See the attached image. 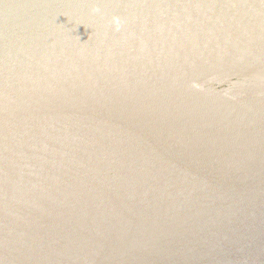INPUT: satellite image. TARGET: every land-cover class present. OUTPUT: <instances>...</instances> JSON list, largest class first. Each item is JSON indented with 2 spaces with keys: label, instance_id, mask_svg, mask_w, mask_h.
Here are the masks:
<instances>
[{
  "label": "water",
  "instance_id": "1",
  "mask_svg": "<svg viewBox=\"0 0 264 264\" xmlns=\"http://www.w3.org/2000/svg\"><path fill=\"white\" fill-rule=\"evenodd\" d=\"M263 67L264 0H0V264L97 227L138 247L103 264H264V103H237L264 91L206 81ZM71 125L129 132L200 187L155 231L140 186L55 219L28 177Z\"/></svg>",
  "mask_w": 264,
  "mask_h": 264
},
{
  "label": "bare ground",
  "instance_id": "2",
  "mask_svg": "<svg viewBox=\"0 0 264 264\" xmlns=\"http://www.w3.org/2000/svg\"><path fill=\"white\" fill-rule=\"evenodd\" d=\"M264 69V67H263ZM238 102H241V103H245V102H259V103H264V93L262 95H259V96H255V97H250V98H247V99H242L240 101H237ZM95 125H93L94 127ZM97 126V125H96ZM98 127H100L101 129L98 130V133H99V136L97 139H93V138H90V141L94 144L98 143L100 145L103 146V148H106V145L108 146V150H110L112 153H115L116 157L119 159V161H116V163H119L117 164L118 166H116V170H118V177H119V182L117 183L116 187L114 186H110L111 188H107L106 185L103 184L101 185L100 182H88L90 181L89 180H86V176H87V173L86 176L85 174H82L83 176H78L76 178H81L83 180H85L87 183H83L84 186L82 187H86L87 186V190L89 189H92L91 187H94L93 189L97 191V193L100 191L101 193L100 194H96L98 195L97 197L100 198V196L104 193L102 192H105V194H110L112 193L111 196H114V195H117L116 197L119 198H123L125 196V194H129L130 191L133 192V190H138V187L137 186H140L141 187V190L143 192V196L145 197V199L149 200V202L151 201V203H153L156 199L159 200V203H158V206H159V212L162 213V214H165V217L168 215V217L171 215V213L175 210V209H180L182 206L186 205L189 203V201L193 198V194L196 193L200 187V184L195 181V180H192L190 177L188 176H185V175H182L181 173L175 171L174 169H172L168 164H166L165 162H163L161 159H159L158 157H156L155 155H153L148 149H146L145 147H143L142 144H140L138 141H136L134 139V137L129 133V132H126V131H123V130H120V129H115V128H112L111 126H102V125H99ZM84 128H87L85 126L83 127H77L76 125H71V126H67L65 128H63V130H60V133L61 135L57 136L56 138H54L53 142L52 143H57L59 144L60 142H66L68 145L70 143H72L73 141H76L78 143V145L82 142L81 140V137L80 135L81 134H84L83 132L80 133V131H82ZM41 129V128H40ZM54 130V129H58L56 127H50L48 129H43V130H46V131H50V130ZM37 130V129H35ZM86 133V131H85ZM84 136V135H83ZM40 140V139H39ZM76 142H74V144H76ZM56 144V145H57ZM73 144V143H72ZM71 144V145H72ZM64 145V144H63ZM66 146V145H65ZM86 146V145H85ZM84 146V148H85ZM92 146V145H91ZM95 146V145H94ZM64 147V146H63ZM80 147V145L78 146ZM46 148V146H45ZM44 148V149H45ZM53 149L50 150L49 149V152L46 148V150L44 151H47L48 154L46 155L47 157H45L46 161H47V165H57L56 166V170H55V167H54V170L56 171L55 176H57V180H58V184H59V188H62V187H65V185L69 184V183H66L65 181L62 180V176H68V178L70 177L71 179L73 178V176L71 177L69 174L70 172H72V170L70 172H68L67 170L66 171H63L62 169L64 168L63 165L62 167L61 166H58L57 162H59V158L56 157L55 155L57 153H60V155H69V150H67V148H62V145H58V146H53L52 147ZM69 148H70V145H69ZM101 149V148H100ZM41 150V149H40ZM43 150V149H42ZM76 150V149H75ZM85 150V149H84ZM83 148H82V153H83V156H84V153L87 152V155L89 152H91V150L88 148L87 150H85L84 152ZM98 150V149H97ZM105 150V149H104ZM79 151V150H78ZM40 152V151H38ZM37 152V149L35 150V153H38ZM42 152V151H41ZM71 152V151H70ZM80 152V151H79ZM79 152H76L78 154L76 155H79ZM93 152V151H92ZM92 152L89 154L91 156L92 155ZM96 152V150H95ZM103 152V151H101ZM81 153V155H82ZM108 153V152H107ZM46 154V153H45ZM44 154V156H45ZM94 154V153H93ZM39 155V154H38ZM40 155H42L40 153ZM39 157H42L40 156ZM58 155V156H60ZM72 155V154H71ZM87 155H86V158H87ZM99 155V154H98ZM43 156V157H44ZM50 158H49V157ZM54 156H55V159H54ZM81 156V157H83ZM42 157V158H43ZM62 157V156H61ZM60 157V158H61ZM75 157V156H74ZM79 157V156H78ZM80 157V158H81ZM49 158V159H48ZM58 158V159H57ZM68 158V157H66ZM71 158V157H70ZM93 158V157H91ZM90 158V159H91ZM96 158V157H94ZM100 158V157H99ZM102 158V157H101ZM48 159V160H47ZM84 159V158H82ZM44 160V161H45ZM68 160V159H67ZM116 160V159H115ZM43 159H41V163L42 164L43 162ZM46 161L44 163H46ZM70 161V160H69ZM88 161H91V160H88ZM102 161V160H101ZM76 161L72 159V162L70 163V165L72 166H75V167H79L76 171H78L81 167H80V163L81 162H78V164H74ZM87 162V161H86ZM63 163V162H62ZM66 163H68L66 161ZM66 163H63V164H66ZM106 163V162H105ZM114 163V164H116ZM61 164V163H60ZM100 164V163H99ZM37 165V164H36ZM83 166V164H81ZM88 165V164H87ZM40 166V165H39ZM38 166V167H39ZM65 166V165H64ZM101 166V165H100ZM103 166V165H102ZM73 167V168H75ZM84 167V166H83ZM90 167V166H89ZM95 167H98V166H95ZM44 169L47 168L46 172H49L50 174V171L52 167L50 166H46V167H43ZM42 168V169H43ZM67 168V167H66ZM114 168V167H113ZM37 169V168H36ZM65 169V168H64ZM85 169V167L83 168ZM81 168V170L79 171L80 173L84 172L82 171L83 170ZM38 170V169H37ZM50 170V171H49ZM53 170V169H52ZM86 170V169H85ZM113 170V169H112ZM115 170V169H114ZM113 170V171H114ZM115 170V171H116ZM44 171V170H43ZM54 171V172H55ZM32 172V171H31ZM35 171L33 170V173ZM38 172V171H37ZM45 172V171H44ZM75 172V170H74ZM117 173V172H116ZM35 174V173H34ZM60 176H59V175ZM115 174V173H114ZM51 177H53V173H51ZM80 175V174H79ZM103 175V174H102ZM74 176H77L76 173L74 174ZM112 176H116L115 175H112ZM85 177V178H84ZM117 177V176H116ZM115 177V178H116ZM42 178V177H41ZM40 178V179H41ZM54 178V177H53ZM65 178V177H64ZM67 179V180H70ZM90 178V177H89ZM103 178V177H102ZM105 180H108L107 178H104ZM110 179V178H109ZM42 180V179H41ZM40 180V181H41ZM49 180V179H48ZM66 180V178H65ZM113 180V179H112ZM118 181V179H115ZM51 181V180H50ZM80 181V180H79ZM33 182V181H32ZM53 182V181H52ZM71 182V181H70ZM75 182V181H74ZM54 183V182H53ZM109 183V181H108ZM73 184V182H72ZM71 186H76V187H79L78 184L81 186V182H77L76 184H73ZM113 185V184H112ZM68 186V185H67ZM70 186V184H69ZM74 186V187H75ZM57 187V186H56ZM55 187V189H56ZM73 188V187H72ZM113 188V189H112ZM47 190V189H46ZM52 190V188H51ZM57 190V189H56ZM61 189H59L60 191ZM64 190V189H63ZM62 190V191H63ZM69 190V188H68ZM86 190V188H85ZM83 191L86 193V191ZM31 191V190H30ZM30 191H26L23 189V192L24 193H27L29 195V197H31V192ZM58 191V190H57ZM62 191H60L61 193H63ZM66 191V190H65ZM70 191V190H69ZM91 191V190H90ZM96 191L94 193H96ZM54 192V191H53ZM52 192V193H53ZM82 192V194H83ZM93 192V191H91ZM59 193V192H57ZM60 193V194H61ZM84 193V194H85ZM124 193V194H123ZM131 193V192H130ZM26 194V195H27ZM55 194V192H54ZM76 194V193H75ZM88 194V193H87ZM104 194V195H105ZM61 196V195H59ZM79 196V195H78ZM84 196V195H83ZM82 196V197H83ZM90 196V194L88 195ZM53 197V196H52ZM65 197V196H64ZM81 196H79L80 198ZM107 197V195H106ZM105 197V198H106ZM115 197V198H116ZM157 197V198H156ZM85 198V197H84ZM92 198V197H91ZM102 199H105L104 197H101ZM110 198V197H109ZM114 198V197H113ZM74 199V200H73ZM76 198L75 197H70L69 199H66V200H63V199H59L60 201H57V204L55 206H57V208L60 210V213L59 214H54V218L57 219V218H62L63 216L66 215V211L68 210V207L71 206L73 208H75V210H78V209H81L82 207V203H80V201H76L75 200ZM87 199V198H86ZM83 201V200H82ZM85 201V200H84ZM95 201V200H93ZM51 204V203H50ZM63 204H67L69 206H65V207H61V206H58V205H63ZM155 204V203H154ZM149 205H143V207H141L140 211L142 214H145L144 210H146L148 208ZM149 210V208H148ZM151 211V210H150ZM150 215V214H149ZM153 214H151L152 216ZM149 218V216H148ZM163 218V219H164ZM162 217L159 219L160 223L162 222ZM150 221V224H151V231H155L158 227V225L160 223H156L154 221L153 218H151ZM152 221V222H151ZM154 226V230H152ZM157 227V228H156ZM105 228H101V227H97V228H94L93 230L91 231H87L85 233H80V234H76V236H74V238H78V240L80 238V241L83 242L84 244V241H85V236L88 237V240H86L87 242H90L92 243L93 240L91 239L92 236H97L96 234H99L100 236L101 235H104L105 233ZM88 234V235H87ZM90 235V236H89ZM92 235V236H91ZM105 236V235H104ZM108 238V236H106ZM111 237V236H110ZM97 238V237H96ZM71 239V238H70ZM108 240V239H107ZM79 241V242H80ZM106 242V241H105ZM108 242V241H107ZM113 242V241H112ZM82 244V243H81ZM113 244V243H112ZM115 244V242H114ZM119 244H121L119 242ZM99 245V244H98ZM115 246V245H114ZM113 246V247H114ZM121 246V245H120ZM64 246H62L63 248ZM66 247V246H65ZM64 247V249H65ZM71 248H74V242L72 243V245L70 246ZM109 247V246H108ZM116 247H118L116 245ZM45 248H48L47 246ZM98 248V246H97ZM111 248V247H109ZM138 247H136L135 249H133V251L131 253H128L127 250L125 251H119V253H116L118 252L116 249V252L114 254H112V250L108 251L106 248L107 251H103L101 252L102 253V256L100 255H96V254H86L84 255L85 257V261L84 259H82L80 256H77V255H73V256H76L74 257L76 260H74V263L75 264H103L105 261H108V260H123V259H126L128 258V256H130L132 253L136 252ZM50 252H51V249L50 248ZM47 249V251L49 250ZM56 250H58V247L55 248ZM61 252H63V250ZM114 249V250H115ZM122 249V248H120ZM46 250V249H45ZM61 250V249H60ZM59 250V251H60ZM66 250V249H65ZM92 250H90L91 252ZM98 251V250H97ZM53 252V251H52ZM61 252L59 254H61ZM47 253V252H46ZM45 253V255H47ZM65 253V251H64ZM94 253V252H93ZM97 253V252H96ZM52 254V253H50ZM58 253L56 252L55 255H57ZM44 255V256H45ZM54 255V257H55ZM65 254H63L62 257H64ZM47 257V256H46ZM60 257V256H59ZM61 258V257H60ZM68 259V255L66 257ZM65 259V260H67ZM70 259V258H69ZM38 260V259H37ZM68 261V260H67ZM70 261V260H69ZM68 261V262H69ZM49 262V261H48ZM65 262V261H64ZM68 262H66L67 264H69ZM65 263V264H66ZM71 263V262H70ZM72 262V264H74ZM64 264V263H63Z\"/></svg>",
  "mask_w": 264,
  "mask_h": 264
},
{
  "label": "rangeland",
  "instance_id": "3",
  "mask_svg": "<svg viewBox=\"0 0 264 264\" xmlns=\"http://www.w3.org/2000/svg\"><path fill=\"white\" fill-rule=\"evenodd\" d=\"M235 79H237V80H241V82H239V83H237V84H235L234 86H229V87H225V91H224V93H225V95H223V94H219V96H218V98L219 99H222V100H227V96L228 95H230V94H233V93H236V94H239V95H247V94H250V93H255V92H258V91H264V72H261V71H250V72H244V73H239V74H235V75H230V76H227V77H214V78H211V79H208V80H206L207 82H223V81H227V80H235ZM99 129H101L100 127H98V126H88L87 128H84L82 131H80V133H82L83 131V133L84 134H81L80 135V137H81V143L79 144L80 145V147H78L79 145H78V143L76 142V141H73L72 143H70L69 145H70V148H69V145L66 143V142H60L59 144L60 145H62V148H67V150H69V155H65V154H63V155H60V153H57L55 156L56 157H58L59 158V162H57V164H58V166H61L62 167V165H63V167L65 168H63L62 170L63 171H68V172H70L71 170H72V172H70V176L72 175L73 176V178L71 179L70 177V180H67V179H69L68 178V176L66 177V176H62V180L63 181H65L66 183H69L70 184V186H69V184H67V185H65V187H62V188H59L58 186H59V184H58V180H57V176H55V175H57V174H55L56 173V166L57 165H47V161L45 160L46 158L45 157H47L46 155L48 154V152H49V149L50 150H52L53 148V146H58L59 144H57V143H52L50 146H47L46 148H47V150H48V152L47 151H44V150H46V148H45V146L43 147V146H41V147H39V149H37V152L38 151H40V152H38V153H36V155H37V157H38V159L40 160V163H41V159H43V163L42 164H40L39 163V167L37 166L36 168L38 169H35L34 171V173H33V171L32 172H30V174H29V177H28V179H31L33 182V184L34 185H36L40 190H48L49 191V193L53 196L52 198H53V200H55L56 202L57 201H60L59 199H63V200H66V199H69L70 197H75L76 199V201H80V203L81 202H83L84 200L86 201V202H95V201H99V200H104V199H102L101 197H106V195H107V197L109 198V197H111V198H115L117 195H114V196H111L112 195V193H110V194H105V192H102V193H104V194H102L101 196H100V198L99 197H97L98 195H96V194H100L101 192L99 191L98 193H97V191L96 190H94L93 188L94 187H91L92 189H90L91 191H93V192H91L89 189L87 190V186L86 187H82V186H84L85 185V183H87L85 180H83V179H81V178H76V177H78V176H83L82 174H85V173H87V176H86V174H85V176H86V180H89L90 179V181H88V182H100L101 183V185L103 184V182H104V184L106 185V187L107 188H111L112 186H114V187H116V185H117V183L119 182V177H118V170H116V166H118L117 164H119V163H116V161H119V159L116 157V155H115V153H112L110 150H108L107 148H108V146L106 145V148H103V146L102 145H100V144H98V143H96V144H94L93 145V143L90 141V138H93V139H97L98 137H100L99 136V133H98V130ZM85 131H86V133H85ZM84 135V136H83ZM74 142H76V144H74ZM57 144V145H56ZM64 144V145H63ZM72 144V145H71ZM66 145V146H65ZM86 145V146H85ZM92 145V146H91ZM64 146V147H63ZM84 146H85V148H84ZM45 148V149H44ZM82 148H83V150L85 149V150H87L88 148L91 150V152H92V155L93 156H91V155H89L91 152H89L88 153V155H87V152L86 153H84V156H83V151H82ZM101 148V149H100ZM41 149V150H40ZM43 149V150H42ZM76 149V150H75ZM98 149V150H97ZM105 149V150H104ZM80 152H79V151ZM85 150H84V152H85ZM95 150H96V152H95ZM42 151V152H41ZM71 151V152H70ZM101 151H103V152H101ZM76 152H79V155H76V154H78V153H76ZM108 152V153H107ZM40 153L42 154V155H40ZM46 153V154H45ZM81 153H82V155H81ZM94 153V154H93ZM40 156H44V154H45V156L42 158V157H39V155ZM72 154V155H71ZM99 154V155H98ZM58 155H60V156H58ZM86 155H87V158H86ZM55 156H54V159H55ZM62 156V157H61ZM75 156V157H74ZM79 156V157H78ZM81 156H83V157H81ZM49 157V156H48ZM61 157V158H60ZM66 157H68V158H66ZM71 157V158H70ZM81 157V158H80ZM91 157H93V158H91ZM94 157H96V158H94ZM100 157V158H99ZM102 157V158H101ZM50 158V157H49ZM48 158V159H49ZM57 158V159H58ZM82 158H84V159H82ZM91 158V159H90ZM47 159V160H48ZM68 159V160H67ZM72 159L73 160H75L76 162L74 163L75 165L76 164H78V162H81L80 163V167L83 169L84 167H85V169H83L82 171H84V172H82V173H80L79 171L81 170V168L78 170V171H76L79 167H75V166H72V165H70V163L72 162ZM116 159V160H115ZM46 161V163H44L45 161ZM70 160V161H69ZM88 160H91V161H88ZM102 160V161H101ZM66 161L68 162V163H66ZM87 161V162H86ZM107 161H108V164H107ZM66 163V164H63V163ZM70 162V163H69ZM106 162V163H105ZM61 163V164H60ZM100 163V164H99ZM114 163H116V164H114ZM81 164H83V166L81 165ZM88 164V165H87ZM65 165V166H64ZM101 165V166H100ZM103 165V166H102ZM116 165V166H115ZM46 166H50V167H52V168H50L51 169V171H50V174H49V172H46V170H47V168H43V167H46ZM90 166V167H89ZM95 166H98V167H95ZM54 167H55V170H54ZM67 167V168H66ZM73 167H75V168H73ZM114 167V168H113ZM43 168V169H42ZM53 169V170H52ZM114 171H113V170ZM45 172H44V171ZM74 170H75V172H74ZM38 171V172H37ZM55 171V172H54ZM117 172V173H116ZM51 173H53V177H51L52 175H51ZM76 173V175L77 176H74V174ZM116 174V176H112V175H115ZM80 174V175H79ZM103 174V175H102ZM59 175V174H58ZM60 176V175H59ZM71 176V177H72ZM42 177V178H41ZM66 178V180H65V178ZM90 177V178H89ZM103 177V178H102ZM116 177V178H115ZM42 180H41V179ZM85 178V177H84ZM104 178H107L108 180H105ZM110 178V179H109ZM49 179V180H48ZM113 179V180H112ZM115 179H118V181L117 180H115ZM41 180V181H40ZM51 180V181H50ZM80 180V181H79ZM54 183H53V182ZM71 181V182H70ZM75 181V182H74ZM108 181H109V183H108ZM72 182H73V184H76L77 182L79 183V182H81V186L78 184V186L79 187H76L75 185V187L74 186H71V184H72ZM83 183H84V185H83ZM72 184V185H73ZM113 184V185H112ZM77 185V184H76ZM57 186V187H56ZM111 186V187H110ZM27 186H22V188L24 189V190H26V191H30L29 189H27L26 188ZM55 187H56V189L58 190H56L55 189ZM73 187V188H72ZM51 188H52V190H51ZM68 188H69V190H68ZM85 188H86V190H85ZM59 189H61L60 191H62L63 189V193H61L60 191H59ZM113 189V188H112ZM66 190V191H65ZM86 191V193L85 192H83V191ZM55 192V194H54V192ZM96 191V193H94ZM31 192V197H32V195H33V193H32V191H30ZM53 192V193H52ZM57 192H59V193H57ZM82 192H83V194H82ZM61 193V194H60ZM76 193V194H75ZM85 193V194H84ZM88 193V194H87ZM23 194H27V193H24L23 192ZM90 194V196H88ZM124 194V193H123ZM59 195H61V196H59ZM81 196L80 198H79V196ZM84 195V196H83ZM27 196V195H26ZM65 196V197H64ZM83 196V197H82ZM143 196V195H142ZM85 197V198H84ZM92 197V198H91ZM87 198V199H86ZM116 198H118V197H116ZM157 198V197H156ZM49 201L51 200V199H48ZM74 200V199H73ZM83 200V201H82ZM93 200H95V201H93ZM49 203H51L50 205H46V203L44 204L43 202H41V201H39L38 200V203L37 202H35V204H37V205H40V206H43V210H45V211H49V212H53V214H59L60 213V210L57 208V207H54V203H52L51 201L49 202ZM155 203V204H154ZM158 203H159V200H157L156 201V199H155V201L153 202V203H151V207L150 206H148V208H149V210H148V208L146 209V210H144V212H145V214H143V215H145V217L148 219V220H150L151 218H153L154 219V221L157 223H160V221H159V219L162 217V219L165 217V214H162V213H160L159 212V206H158ZM151 210V211H150ZM150 214V215H149ZM151 214H153L152 216H151ZM148 216H149V218H148ZM105 231V233H104V235H99V234H96L97 236H92L91 237V239L93 240V242L92 243H90V242H87L86 240H88V237H84L85 238V241H84V244H83V242H81L80 241V239L78 240V238H72V239H69L67 242H69V243H67L64 247H65V249H64V247L62 248V247H59L58 248V250H56V249H51V252H50V249H49V247L48 248H44L43 250H39V251H41V252H39L38 251V253H40L39 255H37L33 260H31V261H29V263H27V264H65L66 262H68L69 260V264H72V262L74 263V260H76L74 257H76V256H73V255H77V256H80L82 259H84V261H85V257H84V255L87 253H89V254H96L97 256L98 255H100V256H102V253L101 252H103V251H111L112 252V254H114L115 252H116V249H118L117 251L118 252H116V253H119V251L121 252V249L120 248H122L123 249V244L121 243V241L118 239V237H117V235L115 234V233H113V232H110L109 230H104ZM88 235V234H87ZM90 236V235H89ZM106 236H108V238L106 237ZM111 236V237H110ZM97 237V238H96ZM108 239V240H107ZM80 241V242H79ZM106 241V242H105ZM108 241V242H107ZM113 241V242H112ZM74 242V248H71L70 246L72 245V243ZM114 242H115V244H114ZM119 242L121 243V244H119ZM82 243V244H81ZM113 243V244H112ZM99 244V245H98ZM115 245V246H114ZM116 245L118 246V247H116ZM121 245V246H120ZM97 246H98V248H97ZM111 247V248H109V247ZM114 246V247H113ZM107 250H106V249ZM116 248V249H115ZM46 249V250H45ZM47 249H49L48 251H47ZM61 249V250H60ZM62 249H64L63 250V252H61L62 251ZM115 249V250H114ZM60 250V251H59ZM90 250H92L91 252H90ZM98 250V251H97ZM53 251V252H52ZM64 251H65V253H64ZM44 252H47L46 254L47 255H45V253ZM58 253L57 255H55V253ZM61 252V254H59ZM86 252V253H85ZM94 252V253H93ZM97 252V253H96ZM50 253H52V254H50ZM63 254H65L64 255V257H62L63 256ZM45 255V256H44ZM54 255H55V257H54ZM67 255H68V259L66 258L67 257ZM47 256V257H46ZM61 258H60V257ZM34 257V256H33ZM32 257V258H33ZM31 258V259H32ZM70 258V259H69ZM38 259V260H37ZM65 259H67V260H65ZM49 261V262H48ZM65 261V262H64ZM71 262V263H70ZM67 264V263H66ZM75 264V263H74Z\"/></svg>",
  "mask_w": 264,
  "mask_h": 264
}]
</instances>
